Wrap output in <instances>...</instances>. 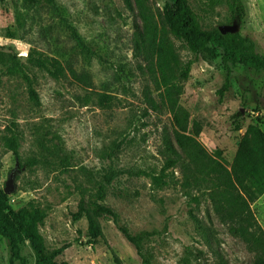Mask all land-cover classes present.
I'll return each instance as SVG.
<instances>
[{"label":"rangeland","instance_id":"rangeland-1","mask_svg":"<svg viewBox=\"0 0 264 264\" xmlns=\"http://www.w3.org/2000/svg\"><path fill=\"white\" fill-rule=\"evenodd\" d=\"M156 21L164 0H143ZM202 30L232 26L264 55V0H187ZM0 1V138L14 123L17 155L0 139V189L12 209L28 206L40 216L37 228L47 253L67 264H254L255 252L230 234L210 199L208 183L187 184L184 166L164 168L159 154L172 118L160 104L147 109L148 88L159 103L147 63L134 47L141 19L135 0ZM182 60L195 59L180 80L179 104L198 140L231 163L248 124L264 132V72L241 64L224 66L195 54L172 35ZM54 65L66 78H54ZM70 68L89 76L72 83ZM227 82L222 96L219 89ZM96 92L109 94L110 107ZM164 175L157 186L152 176ZM196 198V199H195ZM95 202L111 213L97 218L101 234L89 243L79 205ZM264 226V193L251 203ZM19 258L0 234V264H37L28 240L17 235Z\"/></svg>","mask_w":264,"mask_h":264},{"label":"trees","instance_id":"trees-1","mask_svg":"<svg viewBox=\"0 0 264 264\" xmlns=\"http://www.w3.org/2000/svg\"><path fill=\"white\" fill-rule=\"evenodd\" d=\"M3 1V0H0ZM38 3L52 0H25ZM131 7L130 0H124ZM141 25L135 24L134 47L147 63L154 88L158 91L159 103L148 88L143 91V101L147 109L155 112L160 104L165 106L172 118L171 135L164 133L159 154L165 168L184 166L187 184L199 181L208 183L210 199L221 222L228 227L230 234L241 238L255 252L254 264H264V226L256 221L251 203L264 193V132L256 124H248L241 135L231 163L226 165L221 152H207L198 140L201 125L197 120L190 123L189 112L179 104L183 88L180 80L188 78L195 59L182 60L173 41L168 35L185 43L195 54L215 57L220 54L224 66L241 64L251 70L264 72V55L255 51L251 37L238 33H220L218 29L202 30L196 15L187 0H164L159 12V21L148 11L143 0H135ZM237 16L241 15L239 0H231ZM50 74L54 78H66L61 68L54 65ZM72 83L90 84L89 76L76 74L70 68ZM227 82L219 89L221 97ZM97 103L110 107L109 94L96 92ZM2 146L17 155L19 137L14 123L5 127L1 135ZM157 186L167 184L164 175L152 176ZM196 199V198H195ZM110 208L92 202L88 208L79 205L77 216L87 219L89 243L101 234L97 218L110 214ZM40 216L28 206L12 209L7 195L0 189V234L9 240L12 258H19L17 235L28 240L35 253L37 264H67L58 262L55 256L47 253L44 239L37 225ZM144 264H149L144 260Z\"/></svg>","mask_w":264,"mask_h":264},{"label":"water","instance_id":"water-1","mask_svg":"<svg viewBox=\"0 0 264 264\" xmlns=\"http://www.w3.org/2000/svg\"><path fill=\"white\" fill-rule=\"evenodd\" d=\"M218 30L220 31V33L224 34L226 32H233L232 31L233 27L232 26H221V27H219ZM12 180H13V178H12V174H11L9 180L6 183L5 188H3V192L5 194L9 193L10 191H12L14 189V186L12 184Z\"/></svg>","mask_w":264,"mask_h":264}]
</instances>
